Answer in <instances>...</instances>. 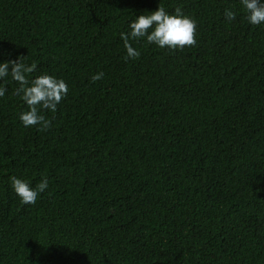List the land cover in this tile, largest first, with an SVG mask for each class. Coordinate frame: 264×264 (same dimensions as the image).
I'll list each match as a JSON object with an SVG mask.
<instances>
[{
  "label": "trees",
  "instance_id": "16d2710c",
  "mask_svg": "<svg viewBox=\"0 0 264 264\" xmlns=\"http://www.w3.org/2000/svg\"><path fill=\"white\" fill-rule=\"evenodd\" d=\"M159 5L196 46L125 60ZM18 57L68 93L40 131L0 79V264H264V24L240 0H0V63ZM12 176L49 186L23 204Z\"/></svg>",
  "mask_w": 264,
  "mask_h": 264
},
{
  "label": "clouds",
  "instance_id": "9594fccd",
  "mask_svg": "<svg viewBox=\"0 0 264 264\" xmlns=\"http://www.w3.org/2000/svg\"><path fill=\"white\" fill-rule=\"evenodd\" d=\"M248 22L252 25L264 24V2L262 0H240ZM236 12L226 9L224 18L228 21L236 19ZM130 31L121 32L120 38L126 49L125 60H136L140 52L133 47L131 41L146 39L150 45L159 48H168L173 51L183 50L185 47H194L197 44V22L176 7L173 14H169L162 5L150 14H141L129 24ZM35 64H25L21 57L15 60L0 63V79L9 74L19 87L15 94L19 95L26 104L27 110L19 116L25 127L36 126L40 131L51 128L52 121L43 111H57V105L67 96L68 86L63 79L47 73L35 76L29 80V74L35 71ZM10 69V70H9ZM104 73L99 72L91 76V81L96 82L103 78ZM6 87L0 86V97L6 92ZM11 187L23 204L34 205L40 193L48 188V179L43 177L35 188L24 179L16 176L10 177Z\"/></svg>",
  "mask_w": 264,
  "mask_h": 264
}]
</instances>
